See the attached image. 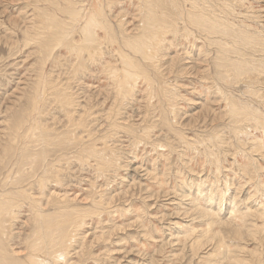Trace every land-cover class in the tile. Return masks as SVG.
<instances>
[{
	"label": "rangeland",
	"instance_id": "1",
	"mask_svg": "<svg viewBox=\"0 0 264 264\" xmlns=\"http://www.w3.org/2000/svg\"><path fill=\"white\" fill-rule=\"evenodd\" d=\"M144 1L0 0V155L4 148L3 146L7 142V137L9 138V128L12 127L15 121H18V118L22 119V116H24L22 119L24 121L22 129L26 130L23 132L21 129L18 134L23 132L22 134L25 136L23 139L27 140H24V142L22 138L21 140L17 138L16 140L12 139V141L16 145L14 147L15 150L17 145H19V148L24 145L23 149L29 147V149L25 150V157H29L30 153L34 155L42 151V149H46L43 148L45 145H42V139H35L37 130L33 133L28 130L29 128L32 129L31 124L39 120L41 125L43 123L45 127L48 125L49 128L53 129L56 135L64 136L66 145L69 147V150L66 149L59 152L62 158L57 162L53 161V157L51 158V156L46 157V160L51 161L49 167L54 165L56 169H59L56 172L57 178L53 176L51 178L52 181L48 179L50 181L47 180L48 182L44 184L46 186L45 191H41L39 187V184L42 186V183H36L37 181H45L46 177L50 176L46 168L48 161H42L41 165L37 168L24 165L20 171L14 166V161L19 154L15 155L16 159L13 155L10 156L11 158L7 157L10 160L6 161L5 164L2 162L4 160L1 161L3 156H0V184L10 183V180L11 182L14 181V183H10L14 184L11 186L13 190L15 189L14 192H16V189H22L25 186V193L34 199L42 198L41 196L44 195V204H46L45 201H48L47 199H51V196H55L61 200H69L73 202H68L69 205L74 206L76 204L80 206L79 209L85 210L91 204L92 199L96 202L98 200L102 201L103 206L99 210L102 213L98 212L100 213L99 217L95 215L98 219L85 222L86 225L83 226V230L79 231V233L77 232L75 236L69 237L65 243L67 245L66 250L57 249L56 253L49 255L50 257L54 255L52 258L57 257L55 260H61L60 264H235L236 262L237 264H264V147L260 146L264 144V114H262V118L260 113V109L264 113V55L258 50L264 48V0H191L196 4H200L198 8L199 12L202 10V13L205 14L203 16H211L206 17L212 19L213 22L215 21L214 23L222 21L224 24L225 22H229L228 25L225 23V26L227 25L226 29H229L225 34H221L220 28L212 29L210 26H207V28L198 26V29L191 27L187 20V14L191 11L189 8L191 2L189 1V3L187 0H158L159 3L156 1L157 7L165 4L163 6L165 8H160L161 6L154 8V12L156 10L157 13H160L162 19L166 20L165 22H168L169 25L166 23V27L164 26L162 29L156 28L157 31L154 29V25L151 28L143 29L142 33H145L142 34L138 28L143 19L142 16L140 18V5L143 8L145 7L144 9L142 8L145 12L147 10L150 12L149 9L152 8L154 0ZM161 1L162 3H160ZM180 2L183 5H180ZM98 3H103L104 12H99L100 8H97ZM166 4L168 8L170 7L169 9L166 7ZM92 7L93 9H98L96 17L99 18L101 23L103 21L102 26L104 28L96 30L98 33L96 37L99 42L103 43L104 46H101L100 49L105 55L103 54L102 59L100 58L102 61L98 57V59L95 58L94 56H97L96 53H98V49L95 48V50L91 51L92 55L91 53L87 55L90 57H84L81 54V58L86 59L79 63L80 56H78V53L80 54V52L76 54L69 53L71 51L69 49L65 50L68 43L69 45L73 44L77 46L80 41L79 33L77 34L78 36L76 35L78 30L76 32L73 28L74 26H80V24L77 23L75 25L73 20L68 19L74 14L72 12L74 9H82V12H87ZM44 8L47 10L42 11ZM54 8H57L58 11L61 9L59 11L60 15L56 11L53 12ZM52 9L53 11H51ZM179 10L182 16L179 15ZM169 11L172 13H169ZM145 12H143L144 15L142 14L143 17L145 16ZM230 13L236 15V20ZM35 14H42V16L38 17ZM163 14H166V17ZM43 15L45 18H43ZM52 15L57 16L53 18L51 17ZM169 16L176 18L171 17V19ZM49 17L53 20V22L50 20L51 25H49L52 28L56 26V28L49 30L50 32L48 30L47 32H42L41 30V38L39 39V36L35 37L32 35L30 37L27 32L32 31L33 25H37L38 22L46 25L49 23V20H47V18L50 19ZM224 18L227 19L225 20ZM73 19L75 20L76 18L73 17ZM104 19L107 20L105 21L107 26L106 24L104 26ZM61 20L67 21L68 24H66L67 22H61ZM184 20H186L187 25H184ZM54 22L57 25H61V30H59L60 26L53 25ZM243 22H246V25H249L251 28V32L253 33L250 35L253 36V41L251 42L246 41V35L240 36L236 32L237 29L232 28L233 24L241 26ZM210 31L212 32L210 33ZM63 32L66 35L63 43L56 42L55 39L60 38L59 35L62 37ZM44 33L46 34L44 35ZM53 33H56L55 37ZM112 33L116 37L111 39V42L107 41V36ZM157 33L163 39L156 37ZM195 33L199 34L200 37L202 36L201 39ZM141 34H146L145 37L151 38V40L154 39V42L156 41L155 38L158 39L155 42L157 44L156 52L158 57L156 56L153 61L150 60L152 63L146 58H142L144 56L140 57L139 53H133V51L123 45L125 42L122 39H135L141 36ZM68 35H71V37H68ZM203 36L207 38H205L206 41ZM48 38L50 43L48 42ZM37 40L40 42L39 45H37ZM161 40H163L162 43ZM224 40L230 44H225ZM41 41H43V45L45 44L44 47L41 46ZM47 42L49 43L48 45H46ZM237 42V45L232 46ZM153 43H150V45H153ZM252 43H255V49ZM260 43H263L261 44L263 46L259 45ZM139 44L143 46L140 42ZM215 46L218 50H215ZM39 47L42 49V52ZM222 47H225L224 50ZM152 49L149 51H152ZM222 51L228 52L226 58H222ZM230 51H233V53ZM237 51H240V53ZM256 51L259 52L256 54ZM116 52L124 56L127 66L123 65L122 62L120 64L116 59ZM239 54H244L241 55L243 58ZM261 54L262 58L260 57ZM159 55L161 56L159 57ZM219 55L221 58H219ZM234 58H238L239 61L234 60ZM252 58L257 60L255 61L256 64L250 63V66L241 69V71H247V73H240V71L235 69V64L240 66L242 62L245 63V61H250ZM130 61L133 62L131 64L139 67L140 73H144L149 77L150 87L144 79L139 77L135 80L134 90L131 88L130 92L133 94H129L130 96L127 95L125 96L126 98H123L120 92V95L114 92L116 86L114 80H116L115 76L121 75V69L124 67L130 69L128 65ZM223 65L227 68H223ZM233 70L235 75L232 73ZM109 71L111 72L109 73ZM223 71L229 72L234 78L239 74L230 85V91L225 88ZM259 71L263 74L260 77L258 76L261 79L260 84H256L255 81L243 84L242 81L246 82L248 78L255 80L257 78L256 72ZM155 72H159L160 75L158 73L156 75ZM239 80H241L242 84ZM162 84L164 85L162 86ZM168 85L169 89H167ZM38 86L41 88L45 87L46 89L44 88V90L48 91L44 92ZM43 92L45 94L42 97L40 94ZM222 94L224 96L231 94L232 97L238 100V103H241V106H247L257 112L258 119L262 120L261 123L255 121L256 117H251L253 118L251 119L249 114H246L245 119L247 120L248 118L247 121L240 120L238 123L231 122L229 125V119L226 115V104L223 102L225 101V97ZM64 95L66 99L74 101L71 105L75 108L69 106L63 107L60 99ZM167 98H170V101H167ZM261 102H263L262 105ZM115 103H118L119 107L123 108L119 110V116H117L118 122L124 125L128 124L125 122L133 123V127L139 128L134 134L124 131L121 127H117L118 125L112 127L110 123H107V114L110 113L109 110H111V107ZM170 103L175 104L174 108H171L172 105ZM81 104L84 105L82 106ZM166 104L171 106L169 107ZM31 106L32 108H30ZM172 109L175 110L174 114ZM68 111L72 115L67 114ZM169 112L172 115L170 117L167 115L170 114ZM22 113H25L28 117ZM36 115H38L39 120ZM80 117L84 119L83 123L87 124L86 127L78 129L77 124L72 122H77ZM166 117L169 118L167 119ZM71 119H75V121ZM104 121L107 122L105 123ZM94 124L95 126H93ZM247 125L250 126L248 127ZM236 127V131L239 132L233 134L232 131ZM247 127L249 130H246ZM261 128L262 130H259ZM205 133H209L211 137H208ZM31 134L33 137L30 138ZM87 134L89 135L87 136ZM182 136L185 138L183 139ZM85 137L87 138L85 139ZM81 138L83 141H79ZM205 138H210L208 142L206 141L208 144H212V141L216 138H218V141L216 143L213 141L212 146L210 145L211 147H209L205 142ZM25 143H27V146ZM201 146H204L205 151ZM87 147H89L88 151L95 150V155L88 153ZM252 147L255 150L259 147L258 149L260 150H257L258 153H254L253 151L255 150ZM103 148L108 152L104 151ZM112 148L115 149L112 150ZM32 149H34V152ZM80 149L87 151L89 154L81 161L78 160L81 153ZM100 150L101 152H99ZM204 152L206 153L204 154ZM207 154L209 158H206L208 157L206 156ZM259 154L261 155L259 156ZM212 155L217 159H215V163ZM249 156L250 159H248ZM253 162H256L257 165ZM208 164L211 166L209 167ZM217 165H220L222 169L220 166H218V169ZM239 166L240 168H238ZM100 170L102 171L101 173ZM20 174H22V179L19 177ZM16 177L18 178L16 179ZM15 179L18 183H15ZM19 180L24 181V183L21 181L22 185L24 184L23 186L20 185L21 187L19 186L21 184ZM27 183L30 184L28 185ZM10 184H7L5 188H9ZM36 189L39 190L40 194ZM17 198L16 201L20 202L19 205L22 208L20 207L21 209L15 210V214L17 215L18 212L19 215H15L16 220L14 219L9 222L11 227L8 230L14 238L12 241V244H14L13 248L23 258L21 259L22 261L24 259L27 260V256H24L25 252L36 251L37 255L34 254L33 258L42 262V264H47L48 260L44 258L46 256L41 255L43 250L37 253L41 245L39 244L40 240H36L37 235L35 234L37 230L33 223V215L30 213L28 202L23 197ZM25 204L27 205L25 206ZM194 209L202 213L205 212L208 216L210 215L213 227H208L207 222L204 219H200ZM45 210V212L52 214L51 207H46ZM68 210L64 209L66 213L64 217L71 215L70 207H68ZM207 227L210 229L209 232ZM29 229L33 230L29 233ZM205 232L207 236H205ZM210 235H214L213 237L217 238H208ZM195 239L201 242L202 246H198L195 243ZM216 242H218V245L214 249H211L216 245ZM34 246L38 249H35ZM31 248H33L32 251H30ZM61 253H64L66 257L60 256L59 254ZM239 261L241 262L238 263Z\"/></svg>",
	"mask_w": 264,
	"mask_h": 264
},
{
	"label": "bare ground",
	"instance_id": "2",
	"mask_svg": "<svg viewBox=\"0 0 264 264\" xmlns=\"http://www.w3.org/2000/svg\"><path fill=\"white\" fill-rule=\"evenodd\" d=\"M39 1H42V0H39ZM43 1H45V0H43ZM93 1V0H92ZM141 1V0H140ZM144 1V0H143ZM156 1H158V0H154V2H153V4H152V8H150L149 10H150V12L147 10L146 12L143 10L144 8L140 5V8L139 9H141V14H140V18H141V16H142V21L140 22V26L138 27L139 28V31H141V33H142V30L144 29L145 30V28H151V26H154V29L157 31V29L156 28H159V29H162V28H164V26H165V24L167 23L168 25H169V23L168 22H165L166 20H164V19H162V16L160 15V13H157L156 12V10H155V12H154V8H158V7H160V6H156V4H155V2ZM172 1V0H171ZM184 1V0H183ZM188 2L190 1L191 2V6L189 7L190 9H191V11L187 14V20L189 21V25L191 26V27H196V28H198V26H202L203 28H207V26L209 27H211L212 29H218V28H220L221 29V34H225L229 29L227 28L226 29V26L229 24V22L228 23H226L225 21V23L227 24L226 26H225V23L223 24L222 23V21L221 22H218V23H214L213 21H212V19H209L208 17H211V16H208V15H206V16H208V17H206V16H203V15H205V14H203L202 13V10H201V12H199V6H200V4H196L195 2H193V1H191V0H187ZM194 1H196V0H194ZM200 1V0H199ZM217 1V0H216ZM226 1H231V0H226ZM189 2V3H190ZM224 2V1H223ZM37 3H39V2H37ZM72 3V2H71ZM143 3V2H142ZM144 3H145V1H144ZM158 3H159V1H158ZM160 3H162V1L160 2ZM165 3V2H164ZM173 3H174V1H173ZM187 3V2H186ZM199 3V2H198ZM207 3V2H206ZM214 3V2H213ZM235 3V2H234ZM146 4H147V2H146ZM175 4V3H174ZM177 4V3H176ZM183 5V3H181L180 2V5ZM225 4V3H224ZM154 5V6H153ZM178 5V4H177ZM207 5V4H206ZM206 5H204L205 7H207ZM55 6V5H54ZM144 6H145V4H144ZM148 6H150V5H148ZM163 6H165V4L164 5H162L160 8H163ZM170 6V5H169ZM188 6H189V4H188ZM201 6H202V4H201ZM208 6H209V4H208ZM217 6H220V5H217ZM216 6V7H217ZM229 6V5H228ZM147 7V6H146ZM166 7H167V4H166ZM182 7V6H181ZM184 7H185V5H184ZM204 7V8H205ZM215 7V6H214ZM220 7H222V6H220ZM38 8H39V6H38ZM37 8V9H38ZM48 8V7H47ZM72 8V7H71ZM97 8H100L99 9V12H104L103 10H104V7H103V3L102 4H99L98 3V5H97ZM143 8V9H142ZM165 8V7H164ZM163 8V9H164ZM168 8V7H167ZM170 8V7H169ZM168 8V9H169ZM188 8V9H189ZM203 8V9H204ZM50 9V8H49ZM55 9H57V8H54V11H53V9L51 10V11H53V12H58V14H59V11H61V9H59V11H58V9L57 10H55ZM73 9V8H72ZM71 9V10H72ZM148 9V8H147ZM184 9V8H183ZM218 9L220 10V8L218 7ZM224 9H225V7H224ZM43 10H47V9H42V11ZM70 10V9H69ZM75 10V11H74ZM72 12H74V14L72 15V16H70V18L68 19V20H73V22H74V24L75 25H77V23L78 24H80V26H78V27H76V26H74L73 28H74V30L77 32V30H78V32L76 33V35L79 33V35H80V41L78 42L79 44L76 46V45H73V44H70L69 45V43H68V46H66V49L65 50H67V49H69V50H71L69 53H76L77 54V52H80V54L78 53V56H80L81 54L84 56V57H90V56H87V55H89L90 53H91V51H93V50H95V48H97L98 50V53H96L97 54V56H94L95 58H101L102 57V55L104 54V53H102V51H101V46H104L103 45V43L101 42H99V40L97 39V32H96V30L97 29H102V23H103V21H102V23H101V21L99 20V18L98 17H96V11L98 12V9H93V7L91 8V9H89L87 12H82L83 10L82 9H74ZM146 10V9H145ZM160 10V9H159ZM175 10H177L176 8H175ZM41 11V10H40ZM50 11V10H49ZM64 11V10H63ZM62 11V12H63ZM161 11V10H160ZM165 11V10H164ZM194 11H196V12H194ZM204 11V10H203ZM225 11H227V10H225ZM65 12V11H64ZM69 12V11H68ZM80 12V13H79ZM143 12H145V16L143 17ZM153 12V13H152ZM159 12V11H158ZM163 12V11H162ZM166 12V11H165ZM174 12V11H173ZM221 12V11H220ZM46 13H47V11H46ZM52 13V12H51ZM152 13V14H151ZM169 13H172V12H170L169 11ZM53 14V13H52ZM57 14V13H56ZM65 14V13H64ZM143 14V15H142ZM150 14V15H149ZM174 14V13H173ZM231 14V13H230ZM236 14V13H235ZM37 14H35V16H36ZM50 15V14H49ZM48 15V16H49ZM60 15V14H59ZM63 15V14H62ZM66 15V14H65ZM102 15V14H101ZM103 15H104V13H103ZM102 15V16H103ZM164 15V14H163ZM166 15V14H165ZM164 15V16H165ZM167 15H168V11H167ZM171 15V14H170ZM179 15H181L180 14V10H179ZM38 17H40V16H42V14H40V15H37ZM55 16H57V15H52L51 17H55ZM182 16V15H181ZM216 16V15H215ZM231 16H233V18L236 20V15H234V14H231ZM51 17H49L50 19H48L47 18V20H49V23H47L46 25L45 24H43V23H40V22H38L37 23V25H33V27L34 28H32V31H29V32H27L29 35H30V37L32 36V35H34L35 37L36 36H39L38 37V39L39 38H41L40 37V33H41V30H42V32L43 31H46L47 32V30H48V32H50L49 30H52L53 28H56V26H54L53 28L50 26L51 25V23H50V20H52L51 19ZM59 17V16H58ZM69 17V16H68ZM73 17H75L76 19L74 20L73 19ZM101 17V16H100ZM166 17V16H165ZM170 18L171 17H173V16H169ZM168 17V18H169ZM43 18H45L44 17V15H43ZM56 18V17H55ZM61 18H62V16H61ZM72 18V19H71ZM102 18H104V17H102ZM101 18V19H102ZM169 18V19H170ZM174 18V17H173ZM176 18V17H175ZM174 18V19H175ZM218 19H221L220 17H217ZM40 19V18H39ZM67 19V18H66ZM166 19V18H165ZM172 19V18H171ZM173 19V20H174ZM178 19V18H177ZM225 19V18H224ZM227 19V18H226ZM225 19V20H226ZM43 20V19H42ZM59 20H60V17H59ZM172 20V21H173ZM44 21V20H43ZM105 21H107V20H105L104 19V26H105ZM140 21V20H139ZM162 21V22H161ZM179 21V20H178ZM185 21V23H184V25H187V23H186V20H184ZM203 21H205L204 23H203ZM45 22H48V21H45ZM52 22H53V20H52ZM57 22V21H56ZM61 22H67V21H62L61 20ZM60 22V23H61ZM120 22V21H119ZM174 22V21H173ZM231 23V22H230ZM50 24V25H49ZM59 24V23H58ZM66 24H68V22L66 23ZM70 24V23H69ZM72 24V23H71ZM120 24H122V23H120ZM119 24V25H120ZM180 24V23H179ZM53 25H57V23H53ZM52 25V26H53ZM65 25V24H64ZM108 25H109V22H108ZM137 25H138V23H137ZM177 25V24H176ZM183 25V24H182ZM181 25V26H182ZM50 26V27H49ZM58 26H60V29L59 30H61V25H57V27ZM68 26V25H67ZM67 26H66V29H67ZM71 26V25H70ZM106 26H107V24H106ZM231 26H232V24H231ZM50 29H49V28ZM62 27H64L63 25H62ZM121 27V26H120ZM144 27V28H143ZM166 27V26H165ZM167 27H169V26H167ZM48 28V29H47ZM65 28V27H64ZM104 28V27H103ZM124 28V27H123ZM185 28V27H184ZM195 28V29H196ZM210 28V29H211ZM232 28H234V29H237V31L236 32H238L239 33V35L240 36H243V35H246L247 37H246V41H249V42H251V41H253V39H252V37L253 36H250V35H252L253 33L251 32V28H250V26L249 25H246V22L244 23L243 22V24L241 25V26H235V24H233V27ZM71 29V28H70ZM135 29H136V27H135ZM169 29V28H168ZM173 29V28H172ZM178 29V28H177ZM185 29H187V28H185ZM199 29V28H198ZM200 29H201V27H200ZM209 29V30H210ZM125 30V29H124ZM164 30V29H163ZM175 30H176V28H175ZM207 30V29H206ZM209 30H208V32H209ZM231 30H233V29H231ZM148 31V30H147ZM159 31V30H158ZM181 31V30H180ZM56 32H58V31H56ZM64 32H65V30H64ZM64 32H63V34H62V37L59 35V37L60 38H57V39H55L56 40V42H62L63 43V41L65 40V37H66V35L64 34ZM72 32H73V30H72ZM105 32V31H104ZM107 32V31H106ZM125 32V31H124ZM131 32V31H130ZM138 32V31H137ZM153 32V31H152ZM151 32V33H152ZM185 32V31H184ZM212 31H210V33H211ZM230 32V31H229ZM143 33H145V32H143ZM142 33V34H143ZM180 33V32H179ZM192 33V32H191ZM201 33V32H200ZM205 33V32H204ZM214 33V32H213ZM46 33H44V35H45ZM58 34H59V32H58ZM57 34V35H58ZM60 34H61V32H60ZM107 34V33H106ZM140 34V33H139ZM141 34V36H137L138 38H135V39H122V41L124 40V42H125V44L123 43V45L124 46H126V48L128 47L131 51H133V53H139V55H141L140 57H142V56H144V57H142V58H146L147 60H151V61H153L154 60V58L157 56V52H156V48H157V44H155V42L156 41H158V39H156L155 38V42L153 41L154 39H152L151 40V38L149 39L148 37H145V35H142ZM154 34V33H153ZM186 34V33H185ZM194 34V33H193ZM192 34V35H193ZM196 34V33H195ZM207 34V33H206ZM53 35H54V37L56 36V33H53ZM73 35V34H72ZM108 35V34H107ZM137 35H138V33H137ZM157 36L156 37H159L158 36V33L156 34ZM161 35V34H160ZM176 35V34H175ZM174 35V36H175ZM191 35V36H192ZM197 35V34H196ZM209 35V34H208ZM71 37V35H68V37ZM78 36V35H77ZM118 36V35H117ZM164 36V35H163ZM173 36V37H174ZM184 36V35H183ZM197 36H199V34L197 35ZM196 36V37H197ZM210 36V35H209ZM212 36V35H211ZM58 37V36H57ZM114 37H116L115 35H113V33L111 34V35H109V36H107V41H110L111 42V39H113ZM142 37V38H141ZM181 37V36H180ZM188 37V36H187ZM195 37V36H194ZM202 37V36H201ZM201 37L199 36V39H201ZM256 37V36H255ZM128 38V37H127ZM133 38V37H132ZM140 38V39H139ZM159 38H161V37H159ZM191 38H193V37H191ZM203 38H204V36H203ZM206 38V37H205ZM204 38V39H205ZM221 38V37H220ZM51 39V38H50ZM161 39H163V38H161ZM174 39H176V37H174ZM182 39H185V38H182ZM187 39V38H186ZM207 39V38H206ZM206 39H205V41H206ZM213 39V38H212ZM44 40V39H43ZM54 40V41H55ZM166 40V39H165ZM209 40V39H208ZM211 40V39H210ZM216 40V39H215ZM219 40V39H218ZM217 40V41H218ZM223 40V39H222ZM38 41V44L37 45H39V40H37ZM71 41V40H70ZM69 41V42H70ZM115 41V40H114ZM122 41H121V43H122ZM134 41V42H133ZM162 41L163 40H161V43H162ZM171 41V40H170ZM231 41H233V40H231ZM43 41H41V43H42ZM48 42H49V38H48ZM47 42V44L46 45H48L49 43ZM113 42V41H112ZM139 42L141 43V44H143V46H141L140 44H139ZM154 42V43H153ZM167 42V41H166ZM165 42V43H166ZM199 42H201V40H199ZM208 42V41H207ZM221 42V41H220ZM224 42H225V44H227L228 45V43L229 42H227V41H225L224 40ZM234 42H236V41H234ZM54 43V42H53ZM67 43V42H66ZM71 43V42H70ZM118 43H120V42H118ZM150 43H153V45L151 44L150 45ZM160 43V42H159ZM212 43V42H211ZM264 43V42H263ZM263 43H260L259 45H261V44H263ZM105 44V43H104ZM107 44V43H106ZM112 44V43H111ZM140 46H139V45ZM204 44H206V43H204ZM230 44V43H229ZM238 44V42L237 43H235V44H233L232 46H235V45H237ZM240 44V43H239ZM249 45H250V43H248ZM253 44V48L255 47L254 45H255V43H252ZM258 44V43H257ZM45 45V44H44ZM44 45H43V43H42V45L41 46H43L44 47ZM117 45V44H116ZM152 46L153 47V49H152V47H150V46ZM203 45V44H202ZM206 45H208V44H206ZM205 45V46H206ZM213 45H214V43H213ZM220 45V44H219ZM264 45V44H263ZM263 45H261V46H263ZM53 46V45H52ZM212 46V45H211ZM218 46V45H217ZM231 46V45H230ZM229 46V47H230ZM241 46V45H240ZM46 47V46H45ZM54 47V46H53ZM52 47V48H53ZM61 47V46H60ZM117 47H119V46H117ZM120 47H121V45H120ZM216 47V46H215ZM219 47V46H218ZM228 47V46H227ZM249 47V46H248ZM251 47H252V45H251ZM250 47V48H251ZM40 48V47H39ZM38 48V49H39ZM48 48H51V47H48ZM63 48V47H62ZM122 48V47H121ZM127 48V49H128ZM225 48V47H224ZM224 48L222 47V49L224 50ZM231 48V47H230ZM236 48V47H235ZM234 48V49H235ZM41 49V48H40ZM78 49H80V51H78ZM103 49V48H102ZM150 49H152V51H149ZM215 49V48H214ZM238 49V48H237ZM255 49V48H254ZM257 49V48H256ZM45 50V49H44ZM43 50V51H44ZM108 50V49H107ZM116 50V49H115ZM121 50V49H120ZM196 50V49H195ZM215 50H218L217 49V47H216V49ZM227 50V49H226ZM259 51H261L262 53H263V55H264V48L263 49H258ZM48 51H50V50H48ZM248 51V50H247ZM252 51H254V50H252ZM259 51H256V54L259 52ZM41 52H42V49H41ZM110 52V51H109ZM122 52V51H121ZM120 52V53H121ZM231 52V51H230ZM229 52V53H230ZM238 52V51H237ZM236 52V53H237ZM84 53H86L85 55H84ZM95 53V52H94ZM126 53V52H125ZM132 53V54H133ZM210 53V52H209ZM231 53H233V51L231 52ZM238 53H240V51L238 52ZM48 54V53H47ZM113 54H114V52H113ZM163 54V53H162ZM206 54H207V52H206ZM214 54V53H213ZM227 54H228V52H226V51H222V58H226L227 57ZM81 55V56H82ZM91 55H92V53H91ZM105 55V54H104ZM125 55V54H124ZM241 55H244V54H241ZM240 54H239V56H241ZM81 56H80V61H79V57L77 58V60L79 61V63L80 62H82L83 60H85V59H82L81 58ZM161 55H159V57H160ZM220 56V55H219ZM254 56V55H253ZM257 56V55H256ZM262 56V54L260 55V57ZM77 57V56H76ZM83 57V58H84ZM129 57V56H128ZM134 57V56H133ZM132 57V58H133ZM158 57V56H157ZM173 57V56H172ZM171 57V58H172ZM188 57V56H187ZM233 57H235V56H233ZM258 57V56H257ZM92 58V57H91ZM91 58H90V60H91ZM97 58V59H98ZM141 58V59H142ZM219 58H221V56L219 57ZM241 58H243L242 56H241ZM262 58V57H261ZM82 59V60H81ZM102 59V58H101ZM100 59V61H102ZM116 59L120 62V64H121V62L123 63V65L126 63L127 64V62H126V59L124 58V56H122L121 54H119V52H116ZM125 59V60H124ZM136 59H138V58H136ZM158 59V58H157ZM210 59V58H209ZM208 59V60H209ZM250 59V58H249ZM77 60H76V62H77ZM89 60V59H88ZM122 60H124V61H122ZM207 60V59H206ZM234 60H238L239 61V59L237 58V59H235L234 58ZM260 60H262V59H260ZM260 60H259V62H260ZM93 61V60H92ZM129 61V60H128ZM150 61V62H151ZM159 61V60H158ZM233 61V60H232ZM240 61H242V60H240ZM255 61H257L256 59H251L250 61H245V63L244 62H242V64L240 65V66H237L236 64H235V66H236V70H238V71H240V73H247V71H241V69H244V67H246V66H250L251 64L250 63H253V64H256V62ZM86 62V61H85ZM90 62V61H89ZM93 62H95V61H93ZM92 62V63H93ZM131 62L132 61H130V62H128V65H129V68L130 69H127L126 67H122L123 69H121V75H118L117 77L115 76V78H116V80H114L115 81V88H114V92L115 93H118L119 95H120V93H121V95L123 96V98L125 97V96H127V95H129V94H133V93H131L130 91H131V88L133 89L134 88V83H136L135 82V80H137L139 77H141L142 79H144V81H146V83H147V85L150 87V80H149V77L148 76H146L144 73H140V69H139V67L137 68L134 64H131ZM156 62H157V60H156ZM161 62V61H160ZM193 62V61H192ZM216 62V61H215ZM78 63V64H79ZM84 63V62H83ZM83 63H81L82 65H83ZM91 63V62H90ZM133 63V62H132ZM136 63V62H135ZM152 63V62H151ZM217 63V62H216ZM237 63V62H236ZM244 63V64H243ZM80 64V65H81ZM125 64V65H126ZM144 64H146V63H144ZM158 64L160 65V63L158 62ZM158 64H157V66H158ZM204 64H205V62H204ZM76 65V64H75ZM119 65V64H118ZM203 65V64H202ZM217 65H219L218 63H217ZM259 65V64H258ZM84 66L86 67V65L84 64ZM108 66V65H107ZM122 66V65H121ZM127 66V65H126ZM155 66V65H154ZM161 66V65H160ZM160 66H158V67H160ZM220 66V65H219ZM76 67H78V66H76ZM106 67V66H105ZM109 68H110V66H108ZM112 67V66H111ZM142 67H143V65H142ZM157 67V68H158ZM108 68V69H109ZM119 68H120V66H119ZM148 68V67H147ZM149 68H150V66H149ZM152 68H154V67H152ZM162 68V67H161ZM164 68V67H163ZM173 68V67H172ZM223 68H227L225 65H223ZM233 68V69H234ZM86 69V68H85ZM102 69H104V68H102ZM101 69V70H102ZM217 69V68H216ZM234 69V70H235ZM84 70V69H83ZM117 71H119L118 69H116ZM155 70L157 71V69H156V66H155ZM207 70V69H206ZM229 70H230V68H229ZM234 70H233V74L235 75V72H234ZM76 71V70H75ZM104 71H105V69H104ZM103 71V72H104ZM211 71V70H210ZM111 71H109V73H110ZM120 72V71H119ZM220 72V71H219ZM156 73V72H155ZM158 73V75H160L159 74V72H157ZM157 73H156V75H157ZM161 73V72H160ZM257 73V78H255V80H253V79H250V78H248V79H246L247 81L246 82H244V81H242L243 82V84L244 83H248V82H254L255 81V83L257 84H260V81H261V79H259L258 78V76L260 77V75L262 74L260 71L259 72H256ZM195 74V73H194ZM223 74H224V85L226 86H224L225 88H227V90H229V87H230V85L233 83V81L239 76V74H238V76L237 77H233L229 72H225V71H223ZM152 75V74H151ZM218 75V74H217ZM263 75V74H262ZM105 76H107V75H105ZM109 76V75H108ZM165 76V75H164ZM167 76V75H166ZM253 76V75H252ZM110 77H111V75H110ZM241 77V76H240ZM44 78V77H43ZM152 78H153V75H152ZM158 78V77H157ZM164 78V77H163ZM243 78V77H242ZM247 78V77H246ZM108 79H110V78H108ZM112 79V78H111ZM160 79V78H159ZM212 79V78H211ZM214 79L216 80V78L214 77ZM39 80V79H38ZM46 80V79H45ZM155 80H157V79H155ZM210 80V79H209ZM244 80V79H243ZM263 80V79H262ZM162 81V80H161ZM212 81V80H211ZM240 82H241V80H239ZM257 81V82H256ZM217 82V81H216ZM223 82V81H222ZM239 82V83H240ZM242 82H241V84H242ZM43 83V82H42ZM49 83V82H48ZM160 83V82H159ZM212 83H213V81H212ZM54 84V83H53ZM164 84H166V83H164ZM164 84H162V86L164 85ZM168 84V83H167ZM48 85V84H47ZM111 85V84H110ZM136 85V84H135ZM220 85V84H219ZM245 85H247V84H245ZM244 85V86H245ZM44 86H45V84H44ZM54 86V85H53ZM173 86V85H172ZM255 86V85H254ZM37 87V86H36ZM38 87H40V86H38ZM127 87V88H126ZM165 87V86H164ZM223 87V86H222ZM41 88V87H40ZM44 88L45 87H43V88H41V90L43 89L44 90ZM50 88V87H49ZM52 88V87H51ZM125 88H126V90H125ZM166 88V87H165ZM171 88V87H170ZM46 89V88H45ZM55 89H57V88H55ZM167 89H169V85H168V87H167ZM134 90V89H133ZM147 90H149L148 88H147ZM150 90H152V89H150ZM255 90H257V89H255ZM48 91V90H47ZM47 91H45L44 90V92H47ZM125 91V92H124ZM225 91V90H224ZM230 91V90H229ZM42 93V94H40V96H42L43 94H45V93ZM55 92V91H54ZM120 92V93H119ZM138 92V91H137ZM149 92H151V91H149ZM219 92V91H218ZM217 92V93H218ZM232 92V91H231ZM255 92H257V91H255ZM35 93H37V92H35ZM40 93H41V91H40ZM123 93H125V95H123ZM168 93H170V92H168ZM172 93V92H171ZM174 93V92H173ZM224 93V92H223ZM228 93H230V92H228ZM259 93V92H258ZM47 94V93H46ZM64 94V93H63ZM162 94H164V93H162ZM150 95V94H149ZM176 95V94H175ZM223 95V94H222ZM221 95V96H222ZM34 96V95H33ZM37 96V95H36ZM130 96V95H129ZM164 96V95H163ZM172 96V95H171ZM220 96V97H221ZM224 96V95H223ZM248 96V95H247ZM256 96V95H255ZM43 97V96H42ZM48 97H50V96H48ZM52 97V96H51ZM66 96L64 95L63 96V98L62 99H60L59 101L60 102H62V104H63V107H65V106H69V107H71V108H75V107H73L71 104L72 103H74V101L73 100H68V99H66L65 98ZM151 97V96H150ZM164 97H167V96H164ZM225 97V101H223V100H221V101H223V102H225V104H226V115H227V117H228V119H229V125L231 124V122H234V123H238L240 120H246L245 119V117H246V114H249V116H250V118L251 117H256V120L255 121H257V123H261V119H258V117H257V112H255L254 110H252L251 108H249V107H247V106H245V107H243V106H241V103H238V100H236L234 97H232L231 96V94L229 95H227V96H224ZM236 97V96H235ZM239 97H241V96H239ZM122 98V99H123ZM126 98V97H125ZM168 99V98H167ZM170 99V98H169ZM167 100V101H170V100ZM172 99V98H171ZM173 99H175V98H173ZM248 99V98H247ZM256 99H257V97H256ZM30 100V99H29ZM32 100V99H31ZM47 100V99H46ZM45 100V101H46ZM124 100V99H123ZM239 100H242V99H239ZM244 100V99H243ZM261 101H262V99H260ZM36 101V100H35ZM34 101V102H35ZM42 101V100H41ZM49 101V100H48ZM246 101V100H245ZM86 102V101H85ZM174 102H176V100H174ZM249 102V101H248ZM32 103V102H31ZM36 103H37V101H36ZM39 103V102H38ZM46 103V102H45ZM45 103H43V104H45ZM51 103V102H50ZM83 103V102H82ZM87 103V102H86ZM109 103V102H108ZM122 103V102H121ZM147 103V102H146ZM169 103V102H168ZM167 103V104H168ZM172 103V102H171ZM170 103V104H171ZM256 103H257V101H256ZM259 103V102H258ZM34 104V103H33ZM42 104V105H43ZM123 104V103H122ZM165 104V103H164ZM166 104V105H167ZM260 104V103H259ZM263 104V102H261V105ZM39 105H41V104H39ZM46 105V104H45ZM82 105V104H81ZM84 105V104H83ZM82 105V106H83ZM172 105V107L171 108H174L173 106L175 105H173V104H171ZM170 105V106H171ZM258 105V104H257ZM142 106H144V105H142ZM167 106H169V105H167ZM169 106V107H170ZM68 107V108H69ZM30 108H32V106L30 107ZM98 108V107H97ZM103 108V107H102ZM122 108V107H121ZM120 107H119V104L118 103H115V104H113V106L111 107V110H109L110 111V113H108L107 114V123L109 124L110 123V125L112 126V127H114L115 125H118L117 127H121V129H123L124 131H129V133L130 134H134L135 132H136V130L137 129H139V128H136V127H133L132 125H134L133 123H129V122H125V123H128V124H123V123H121V122H118V117L117 116H119V110L121 109ZM170 108V109H171ZM41 109V108H40ZM42 109H43V107H42ZM77 109H78V107H77ZM123 109V108H122ZM260 109V108H259ZM259 109H257V110H259ZM80 110H82V109H80ZM79 110V111H80ZM28 111V110H27ZM29 111H30V109H29ZM28 111V112H29ZM34 111V110H33ZM36 111V110H35ZM170 111V110H169ZM172 111H173V114H174V109H172ZM25 112V111H24ZM38 112H40V111H38ZM45 112V111H44ZM122 112V111H121ZM171 112V111H170ZM169 112V113H170ZM30 113V112H29ZM47 113V112H46ZM49 113V112H48ZM162 113V112H161ZM167 113H168V111H167ZM166 113V114H167ZM208 113V112H207ZM260 113H261V116H262V118H263V115L262 114H264L263 112H262V109H260ZM22 114H25V113H22ZM36 114V113H35ZM39 114V113H38ZM67 114H71V112L70 111H68L67 112ZM91 114V113H90ZM163 114V113H162ZM30 115V114H29ZM41 115V114H40ZM39 115V116H40ZM43 115H44V113H43ZM48 115V114H47ZM72 115V114H71ZM76 115V114H75ZM106 115V114H105ZM167 115H169V117H170V115H171V113L170 114H167ZM216 115V114H215ZM25 116H27L26 114H25ZM31 116V115H30ZM29 116V117H30ZM37 116V119L39 118L38 117V115H36ZM74 116V115H73ZM72 116V117H73ZM101 116V115H100ZM172 116V115H171ZM260 116V117H261ZM23 117L24 116H22V119H23ZM28 117V116H27ZM33 117H34V115H33ZM42 117V116H41ZM81 117H83V116H81ZM81 117H80V119L76 122L75 121V119H71V120H74L75 122H72V123H76L77 125V127H78V129L80 128V127H86V124H84L83 123V120L84 119H81ZM98 117V116H97ZM169 117H166L167 119L169 118ZM36 118V117H35ZM48 118V117H47ZM71 118V117H70ZM70 118H69V120H70ZM94 118H96V117H94ZM105 118V117H104ZM253 118H251V119H253ZM22 119H19L18 118V121L16 122L15 121V123L12 125V127H10L9 129H10V132H9V134H8V136H9V138L7 137V142H6V144H5V146H3L4 148L2 149V152H1V155L3 156V158H1V161L2 160H4V161H2L4 164H5V162L6 161H8V160H10V156H14L15 157V159H16V154H19L18 156H17V159L14 161L15 163H14V166H16V168H17V170L19 169H21L22 168V166H24V165H29V166H31L32 168H37L38 166H40L41 165V163H42V161H48V165H47V170H48V172L47 173H50V176H47L46 177V179H45V181H37V183L36 184H38V183H42V186H41V184H39L40 186V189H41V191H45V189H46V186L44 185L45 183H47L48 181H50L51 180V178L53 177V176H55V178H57L56 176V172L58 171V169H56V167L53 165V166H51V167H49L50 166V164H51V161L49 162V160H46V157H48V156H51V158L53 157V161H59L62 157H61V155L59 154V152H61V151H65L66 149H68L69 150V147H67V145H66V139H64V136H59V135H56V133H55V131L53 130V129H51V128H49V126L47 125L46 127L43 125V123H42V125L40 124V120L38 121V122H36L35 121V123H33V124H31L32 126H31V128L32 129H28L29 131H31L32 133L33 132H35L36 130V133H35V139L37 138L38 140H40V139H42L41 141H42V145H45V147H43V148H46L45 150H43L42 149V151H39V152H37L36 154H34V155H36V156H34V155H32V153H30V156L29 157H25L24 156V153H25V150L26 149H29V147L28 148H24L23 149V146H21L20 148H19V145H17V147H16V150L14 149V147L16 146L15 144H14V141H12V139L13 140H16L17 138H19L20 140H21V138L23 139V137H25V136H23V132H24V130H26V129H22L23 128V124H24V121L22 120ZM27 119V118H26ZM101 119V118H100ZM32 120V119H31ZM92 120V119H91ZM247 120H248V118H247ZM246 120V121H247ZM88 121V120H87ZM168 121V120H167ZM31 122H33V121H31ZM48 122V121H47ZM69 122V121H68ZM71 122V121H70ZM105 122V121H104ZM105 122V123H106ZM169 122V121H168ZM252 123H255L254 121H251ZM250 122V123H251ZM89 124V123H88ZM248 124V123H247ZM264 124V123H263ZM29 125H30V123H29ZM172 125V124H171ZM253 125V124H252ZM260 125V124H259ZM70 126H74V125H70ZM75 126V127H76ZM93 126H95V124L93 125ZM99 126V125H98ZM145 126V125H144ZM173 126V125H172ZM217 126V125H216ZM248 126V125H247ZM250 126V125H249ZM248 126V127H249ZM254 126V125H253ZM28 127H30V126H28ZM27 127V128H28ZM75 127H73V128H75ZM76 127V128H77ZM174 127V126H173ZM172 127V128H173ZM218 127V126H217ZM248 127L246 128V130H249L248 129ZM261 127V126H260ZM54 128V127H53ZM151 128V127H150ZM253 128V127H252ZM22 129V133L21 134H18V133H20V130ZM55 129V128H54ZM89 129H90V127H89ZM176 129V128H175ZM226 129V128H225ZM236 129H237V127L236 128H234L233 129V131H232V133L233 134H236L237 132H239V131H236ZM27 130V131H28ZM61 130V129H60ZM86 130V129H85ZM95 130V129H94ZM146 130V129H145ZM254 130H256L255 128H254ZM259 130H262V128L261 129H259ZM90 131V130H89ZM147 131V130H146ZM258 131V130H257ZM80 132V131H79ZM108 132H110L109 130H108ZM115 133V132H114ZM210 133V132H209ZM209 133H205L206 135H208V137H211V135L213 136V134H209ZM229 133V132H228ZM58 134V133H57ZM75 134V133H74ZM204 134V135H205ZM239 134V133H238ZM27 135V134H26ZM32 135V134H31ZM80 135V134H79ZM89 134H87V136H88ZM205 135V136H206ZM210 135V136H209ZM215 135H216V133H215ZM180 136H181V134H180ZM31 137H33V135L32 136H30V138ZM130 137V136H129ZM233 137V136H232ZM235 137V136H234ZM237 137V136H236ZM29 138V139H30ZM87 137H85V139H86ZM182 138H183V136H182ZM181 138V139H182ZM185 138V137H184ZM183 138V139H184ZM5 139H6V137H5ZM84 139V140H85ZM90 139V138H89ZM137 139H138V137H137ZM206 139V138H205ZM210 138H208V139H206L205 140V142L207 141L208 142V140H209ZM215 139V138H214ZM218 138H216L215 140H213L215 143L218 141L217 140ZM25 139H23L22 141H24ZM27 140V139H26ZM25 140V141H26ZM31 140V139H30ZM34 140V139H33ZM99 140V139H98ZM212 140V139H211ZM5 141V140H4ZM18 141V140H17ZM24 141V142H25ZM35 141V140H34ZM79 141H83V139L81 138ZM78 141V142H79ZM95 141V140H94ZM180 141V140H179ZM184 141V140H183ZM198 141H200V140H198ZM213 141H212V144H213ZM16 142V141H15ZM33 142V141H32ZM141 142V141H140ZM146 142V141H145ZM149 142V141H148ZM206 142V143H207ZM21 143V142H20ZM31 143V142H30ZM35 143V142H34ZM71 143V142H70ZM72 143H75V142H72ZM80 143V142H79ZM96 143V142H95ZM139 143V142H138ZM200 143V142H199ZM198 143V144H199ZM203 143V142H202ZM201 143V144H202ZM210 143V142H209ZM214 143V144H215ZM220 143V142H219ZM35 144H37V143H35ZM39 144H41V143H39ZM152 144V143H151ZM186 144V143H185ZM184 144V145H185ZM205 144V143H204ZM203 144V145H204ZM208 144V143H207ZM212 144H208L209 145V147H211L212 146ZM249 144V143H248ZM25 145L27 146V143H25ZM29 145V144H28ZM34 145V144H33ZM32 145V146H33ZM94 145V144H93ZM211 145V146H210ZM217 145V144H216ZM250 145H252V144H250ZM256 145V144H255ZM258 145V144H257ZM31 146V147H32ZM215 148H216V146L215 145H213ZM259 146V145H258ZM261 147L263 146L264 147V144H262V145H260ZM259 146V147H260ZM34 147V146H33ZM36 147V146H35ZM82 147V146H81ZM90 147V146H89ZM89 147H87V151H88V148ZM202 147V146H201ZM204 147V146H203ZM202 147V148H203ZM206 147V146H205ZM219 147V146H218ZM258 147V148H259ZM92 148V147H91ZM96 148V147H95ZM106 148V147H105ZM156 148V147H155ZM168 148V147H167ZM221 148V147H220ZM251 148V147H250ZM254 148L256 149V147L254 146ZM253 147H252V149L253 150H255ZM257 148V150H260V149H258ZM101 149V148H100ZM108 149V148H107ZM115 149V148H114ZM113 148H112V150H114ZM212 149H214L213 147H212ZM217 149V148H216ZM20 150V151H19ZM34 149H32V151H33ZM81 150V149H80ZM103 150L104 151H107L106 149H104L103 148ZM169 150V149H168ZM203 150H204V148H203ZM207 150V149H206ZM218 150V149H217ZM246 150V149H245ZM257 150H255V151H253L254 153L255 152H257L258 153V151ZM27 151H31V150H27ZM38 151V150H37ZM87 151H82L81 150V153H80V155H79V157H78V160L79 161H81V160H83L84 159V157L88 154V153H90V154H92V155H95V153H94V151H93V149H92V151H88V153H87ZM170 151H171V149H170ZM205 151V150H204ZM244 151V150H243ZM263 151V150H262ZM262 151H259V152H262ZM34 152V151H33ZM76 152V151H75ZM96 152H98V151H96ZM99 152H101V150L99 151ZM108 152V151H107ZM115 152H116V150H115ZM211 152V151H210ZM264 152V151H263ZM206 152H204V154H205ZM224 153H225V151H224ZM244 153V152H243ZM26 154H28L27 152H26ZM101 155H102V153H100ZM105 154V153H104ZM109 154V153H108ZM107 154V155H108ZM203 154V155H204ZM212 154V153H211ZM0 155V156H1ZM60 155V156H59ZM89 155V154H88ZM236 155V154H235ZM248 155V154H247ZM251 155V154H250ZM257 155V154H256ZM261 154H259V156H260ZM28 156V155H27ZM104 156V155H103ZM106 156V155H105ZM206 156H208V154L206 155ZM246 156V155H245ZM7 157H10V158H7ZM19 157V158H18ZM65 157V156H64ZM88 157V156H87ZM108 157V156H107ZM114 157H116V156H114ZM204 157H205V155H204ZM212 157H213V155H212ZM233 157V156H232ZM247 157V156H246ZM33 158H35V159H33ZM51 158H50V160H51ZM66 158V157H65ZM97 158V157H96ZM101 158V157H100ZM99 158V159H100ZM105 158V157H104ZM110 158V157H109ZM206 158H209V156L208 157H206ZM214 159V163H215V157H213ZM252 158V157H251ZM6 159V160H5ZM67 159V158H66ZM73 159V158H72ZM88 159V158H87ZM248 159H250V156H249V158ZM253 159V158H252ZM71 160V159H70ZM217 160V159H216ZM219 160V159H218ZM254 160V159H253ZM263 160V159H262ZM77 161V160H76ZM75 161V162H76ZM107 162H108V160H106ZM255 161V160H254ZM102 162V161H101ZM105 162V161H104ZM110 162V161H109ZM252 162V161H251ZM264 162V161H263ZM46 163V162H45ZM70 163V162H69ZM88 163V162H87ZM103 163V162H102ZM254 163V162H253ZM256 163V162H255ZM254 163V164H255ZM112 164H113V162H112ZM217 164V163H216ZM233 164V163H232ZM11 165H13V164H11ZM67 165V164H66ZM65 165V166H66ZM73 165V164H72ZM82 165V164H81ZM109 165H111V164H109ZM209 165V164H208ZM252 165V164H251ZM256 165H257V163H256ZM46 166V165H45ZM57 166V165H56ZM58 166H60V165H58ZM101 166V165H100ZM112 166H114V165H112ZM211 165H209V167H210ZM218 166H220V165H217V168L219 169V167ZM3 167V166H2ZM4 167H5V165H4ZM4 167H3V169H4ZM61 167V166H60ZM67 167V166H66ZM99 167V166H98ZM108 167V166H107ZM212 167H214L213 165H212ZM221 167V166H220ZM258 167V166H257ZM15 168V169H16ZM28 168V167H27ZM26 168V169H27ZM30 168V167H29ZM238 168H240V166L238 167ZM15 169H14V171H15ZM112 169V168H111ZM115 169V168H114ZM221 169H222V167H221ZM249 169V168H248ZM23 170H25L24 168H23ZM35 170V169H34ZM21 171V170H20ZM106 171V170H105ZM217 171V170H216ZM242 171H243V169H242ZM17 172V171H16ZM28 172V171H27ZM102 171L100 170V173H101ZM246 172V171H245ZM254 172V171H253ZM262 172V171H261ZM18 173V172H17ZM22 173H23V171H22ZM217 173V172H216ZM238 173V172H237ZM27 174V173H26ZM26 174H23V175H25V176H27ZM28 174H29V172H28ZM113 174V173H112ZM21 175L22 174H20L19 175V177H21ZM41 175V174H40ZM105 175V174H104ZM111 175V174H110ZM240 175H241V173H240ZM245 175H247V173H245ZM29 176V175H28ZM253 176V175H252ZM7 177V176H6ZM12 177V176H11ZM31 177V176H30ZM8 178V177H7ZM13 178V177H12ZM18 177H16V179H17ZM114 178H116V177H114ZM5 179V178H4ZM16 179H15V181H16ZM20 179H22V177L20 178ZM24 179H26V178H24ZM23 179V180H24ZM27 179H28V177H27ZM26 179V180H27ZM48 179H50V180H48ZM61 179V178H60ZM8 180V179H7ZM30 180V179H29ZM48 180V181H47ZM70 180V179H69ZM251 180V179H250ZM6 181V180H5ZM20 181V180H19ZM22 181V180H21ZM21 181L19 182V183H21ZM32 181V180H31ZM35 181V180H34ZM52 181V180H51ZM58 181V180H57ZM74 181V180H73ZM13 183H14V181H12ZM11 182V180H10V183H12ZM23 183H24V181H22ZM36 182V181H35ZM34 182V183H35ZM249 182V181H248ZM4 183V182H3ZM10 183H7V184H10ZM15 183H18L17 181L15 182ZM57 183V182H56ZM251 183V182H250ZM7 184H0V264H42V262H40V261H37V260H35L34 258H33V255L35 254V255H37L36 254V251H32V249L33 248H31V250L30 251H32V252H28V253H26L25 252V255L24 256H27V260H25L24 259V261H22L21 259H23L21 256H19L18 255V253H17V251L15 250V248H13V246H14V244H12V241H13V236L11 235V233L8 231V230H10V227H11V224H9V222L10 221H13L15 218H16V216L17 215H19L18 214V212H17V215L15 214V210H17V209H19L20 207L22 208V206H20L19 205V203L16 201V199H18L17 197H20V198H24L25 199V201L26 202H28V206H29V209H30V213H31V215H33V223L35 224V226H36V230H37V233L35 234V235H37V239L36 240H40V242H39V244L41 245L40 247H39V251H37V253L38 252H40L41 250H43V253L41 254V255H43V256H46V257H44V258H47V260H48V262H47V264H60L61 262V260L59 261V260H55V258H57V257H55V258H52L53 256H49V255H52L51 253H56L55 251H58L59 249H64V250H66L67 249V245H65V243H66V241H68V239H69V237H72V236H75L76 235V233L78 232L79 233V231H81V230H83V226L84 225H86V223L85 222H91V221H95V220H97L98 219V217H99V215H100V213H98V212H101V211H99L100 209H102V206H103V204H102V201L101 200H98V202H96L94 199H92V202H91V204H89L88 205V207H87V209H83V210H81V209H79V207L80 206H77L76 204L74 205V206H72L71 204L69 205V203H73V202H71V201H69V200H61V199H59L58 197H55V196H51V199H47L48 201H45L46 202V204H44V200H43V196L44 195H42L41 197L42 198H37V199H34V198H32L30 195H28V194H26L25 193V191L26 190H24V187H22V189H16V192H14V190L11 188V186H13L12 184H10V187L8 188H5L6 186H7ZM28 185L30 184V183H27ZM63 184H65V183H63ZM23 186L22 185V183L21 184H19V186ZM28 185H26V186H28ZM35 185V184H34ZM9 186V185H8ZM18 186V185H17ZM20 186V187H21ZM52 186V185H51ZM57 186V185H56ZM60 186V185H59ZM63 186V185H62ZM61 186V187H62ZM17 188V187H16ZM19 188V187H18ZM36 188V187H35ZM52 188V187H51ZM54 188V187H53ZM39 189V188H38ZM55 189V188H54ZM37 190V189H36ZM51 190H53V189H51ZM39 190H37V192H38ZM30 192V191H29ZM36 192V191H35ZM184 192V191H183ZM39 194H40V192H38ZM57 193V192H56ZM55 194V193H54ZM86 194H88V193H86ZM32 195V194H31ZM37 195V194H36ZM34 197V196H33ZM44 198H45V196H44ZM24 201V202H25ZM85 201V200H84ZM83 201V202H84ZM180 201V200H179ZM264 201V200H263ZM69 202V203H68ZM21 205H22V203H21ZM27 204H25V206H26ZM44 205H46L45 207H44ZM192 205H194V203H192ZM197 206V205H196ZM46 207H51L52 208V214H49L48 212H45L46 210H45V208ZM68 207H70V216H68V217H64V214L66 215V213H65V211H64V209L65 210H68ZM20 208V209H21ZM24 208H26V207H24ZM104 210H105V208H104ZM28 211V210H27ZM62 211H64V212H62ZM69 211V210H68ZM194 211L196 212V214H197V216L200 218V219H204L206 222H207V224L209 225H207L205 222H204V224H206L208 227H213V225H211L212 223H213V221L210 219V215L208 216V214H206L205 212H200L199 210H197V209H194ZM202 211H204V210H202ZM29 213V212H28ZM29 213V214H30ZM63 213V214H62ZM102 213V212H101ZM107 213H109V212H107ZM125 213V212H124ZM210 214V213H209ZM16 215V216H15ZM68 215V214H67ZM95 215H97L98 217H96ZM31 217V216H30ZM213 217V216H212ZM16 220V219H15ZM30 221H31V219H30ZM26 222H27V220H26ZM13 223V222H12ZM15 223V222H14ZM7 224V226H5ZM29 224H31V223H29ZM33 224V225H34ZM205 225V226H206ZM14 226V225H13ZM207 227V228H208ZM13 228V227H12ZM35 228V227H34ZM209 229V228H208ZM33 230V229H32ZM32 230H30L29 229V233H30V231H32ZM210 231V229L208 230V232ZM13 232V231H12ZM206 232H207V230H206ZM205 232V236H207V233ZM31 234L33 235V233L31 232ZM73 234V235H72ZM198 234V233H197ZM216 234V233H215ZM214 234V235H215ZM34 235V236H35ZM203 235V234H202ZM209 235V234H208ZM213 235V236H214ZM212 235H210V236H208V238H212L213 237ZM202 237V236H201ZM204 237V236H203ZM206 239H207V237H205ZM213 238H217V237H213ZM238 238V237H237ZM73 239V238H72ZM76 239V238H75ZM236 239V238H235ZM211 240V239H210ZM216 240V239H215ZM195 243L196 244H198V246L199 245H201V242H199V241H197L196 239H195ZM237 241V240H236ZM214 242V241H213ZM38 243V242H37ZM25 244H27V243H25ZM216 245H214V247L213 248H211V249H214L217 245H218V242H216L215 243ZM24 246H26V245H24ZM202 246V245H201ZM34 248H35V246H34ZM37 248V247H36ZM35 248V249H36ZM66 248V249H65ZM73 248V247H72ZM74 248H75V246H74ZM218 248V247H217ZM38 249V248H37ZM58 249V250H57ZM68 249H70V248H68ZM244 250V249H243ZM73 251V250H72ZM200 251V250H199ZM60 252V251H59ZM61 252H62V250H61ZM212 253V252H211ZM40 254V253H39ZM60 256H62V257H66V255H64V253H61V254H59ZM85 255V254H84ZM49 256V257H48ZM59 256V257H60ZM36 257V256H35ZM39 259H41V258H39ZM237 260V259H236ZM42 261V260H41ZM59 261V262H58ZM46 261H45V259H44V263H45ZM241 261H239L238 263H240ZM231 263V262H230ZM46 264V263H45ZM235 264H237V262L235 263Z\"/></svg>",
	"mask_w": 264,
	"mask_h": 264
}]
</instances>
